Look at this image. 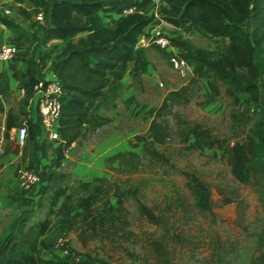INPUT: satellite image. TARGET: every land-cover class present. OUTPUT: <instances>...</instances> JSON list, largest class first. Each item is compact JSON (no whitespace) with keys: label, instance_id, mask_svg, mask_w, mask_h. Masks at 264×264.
I'll return each instance as SVG.
<instances>
[{"label":"rangeland","instance_id":"rangeland-1","mask_svg":"<svg viewBox=\"0 0 264 264\" xmlns=\"http://www.w3.org/2000/svg\"><path fill=\"white\" fill-rule=\"evenodd\" d=\"M16 1L20 5H15L14 11L21 7L31 15L22 21L23 25L33 30L35 20L44 24V18H36L39 12L36 9L42 7L39 0ZM118 3L107 2L112 8L104 11L105 14L99 11L102 20L111 27L121 16L137 10L123 13L122 8L127 5L116 8ZM139 3L135 2L136 8ZM138 12L148 19L143 33L135 41L143 68L134 74L132 62L128 61L123 68L117 69L128 72L120 82L116 81L119 84L116 96L108 99V85L103 95L90 104L88 114L91 118L68 145L62 146L37 136L39 153L44 159L41 166L46 170L68 171L70 180H86L94 175L112 174L105 164V157L114 151H139L143 147L156 149L162 153L160 161L144 157L145 166L129 174L127 183L136 187V198L154 212L168 216L176 226L175 232L183 235L182 242L170 241L168 244L171 262L264 264V196L262 201L251 185L233 177L234 158L231 153L233 142L248 132L257 110L264 107V88L260 87L259 103L255 106L251 102L248 120L231 122L228 116L230 98L225 86L215 80L214 73L200 65L192 66L185 76L178 75L168 63L166 54L149 40V30L158 26L168 33L177 42L174 51L181 55L202 48L215 56L226 39L208 34L191 23L170 22L169 19H178V16L164 0H147ZM32 40L28 45L32 46L37 59L36 76L44 72L43 66L54 69L64 42ZM116 41L119 42L120 38ZM22 100L28 104L27 98ZM244 100L245 94H238L237 103ZM31 110L34 111L32 106ZM22 122L26 123L28 135L33 137L34 130L29 121ZM36 160L37 153L34 163ZM34 165L26 163L21 166L36 170ZM180 169L194 170L208 181L210 213L198 212L191 207ZM120 177L123 179L126 175ZM14 194L16 198L18 193L15 191ZM66 195L67 192L58 198L46 221V206L41 193L36 204L32 202L22 206L17 203L15 209L24 207L26 210L14 214L6 223L0 219V238L11 230L15 236L6 256L19 258L32 252L60 264L69 262L73 255L88 264H101V259L112 264H158L146 237L148 233L158 236L160 230L139 215L133 196L127 193L122 199L129 219L126 227L133 231L127 240L114 243L87 237L82 243L78 231L85 212L74 216L75 210L65 204ZM119 201L118 193L112 190L100 204L113 208ZM178 201H183V205L179 206ZM22 217L23 230L18 235V231L13 229L17 228ZM108 225L113 226L114 223L105 227ZM59 236L66 238L70 249L66 255L54 245Z\"/></svg>","mask_w":264,"mask_h":264},{"label":"trees","instance_id":"trees-1","mask_svg":"<svg viewBox=\"0 0 264 264\" xmlns=\"http://www.w3.org/2000/svg\"><path fill=\"white\" fill-rule=\"evenodd\" d=\"M175 12L178 19L172 23H191L202 31L226 39V43L215 56L202 48H195L190 54L182 55L192 66H204L214 73L217 82L225 86L230 98L228 116L231 122L247 121L251 102L259 103V75L264 73V0H164ZM44 24L37 20L35 29L21 22L29 13L19 7L21 22L11 16L0 14V23L9 29L11 41L23 39L31 43L56 39L63 41L61 55L57 61L56 76L61 87L58 131L61 145H68L88 121V108L103 95L108 86L109 70L121 69L132 62V73L143 68V60L135 48L137 37L143 33L148 19L138 12L147 0L134 1L137 10L119 18L114 27L102 20L99 11L112 8L101 0H39ZM120 8V7H116ZM83 33V34H79ZM36 37H34L35 35ZM120 38L117 42L116 39ZM172 44L177 43L171 39ZM17 44V43H16ZM176 46V45H175ZM162 50V49H161ZM164 53L165 51L162 50ZM31 46L29 54L22 57L19 86L23 89L24 100L29 96L35 81L37 61ZM166 54V53H165ZM15 57V56H14ZM262 76V75H261ZM119 84L109 85L107 97L116 96ZM245 94L243 103H237L238 94ZM12 115L6 123L11 124ZM37 146V143L34 144ZM60 147L58 148V152ZM231 153L234 158L232 175L241 183L251 185L259 199L264 196V107L257 110L255 120L248 132L233 142ZM59 156V154H58ZM160 161L162 153L153 148L143 147L139 151L117 150L105 157V164L112 174L94 175L89 179H71L68 171L55 169L48 172L41 187V200L45 201L46 218L53 212L58 198L67 192L65 204L74 209V216L81 211V229L78 235L82 243L87 237L118 243L127 240L133 231L127 228L129 219L122 204L123 196L130 194L135 199L139 215L159 228L158 236L146 237V243L158 264H173L169 258L168 244L182 242L183 235L175 232L174 222L168 216L154 212L148 205L135 197L136 187L127 183L129 174L145 166L144 157ZM184 178L187 197L191 207L198 212H211L209 183L194 170L180 169ZM120 175H126L123 179ZM128 176V177H127ZM115 190L120 198L113 208L101 205V201ZM221 191V189H219ZM179 206L183 201H178ZM239 204V201H238ZM93 210V211H91ZM23 217L16 229L23 230ZM114 223L113 226L106 224ZM86 227V229H84ZM89 232V234L87 233ZM17 236V235H16ZM15 236L12 230L0 238V264H60L49 262L35 253L19 258L6 256L10 242ZM70 250V249H69ZM101 264H112L101 259ZM64 264H88L71 256Z\"/></svg>","mask_w":264,"mask_h":264},{"label":"crops","instance_id":"crops-1","mask_svg":"<svg viewBox=\"0 0 264 264\" xmlns=\"http://www.w3.org/2000/svg\"><path fill=\"white\" fill-rule=\"evenodd\" d=\"M101 1L105 3L119 2L118 5L121 7L128 5L132 0ZM10 4L13 7L11 17L21 22L19 13L14 11V6L20 5V3L13 0ZM8 41H11V33L8 28L0 23V44ZM16 43L18 51L15 57L0 63V134L3 136V143L0 147V219L2 223L9 221L14 214L18 215L26 210L23 209L24 207L15 209V204L28 206L32 202L35 204L38 202L42 184L47 177V173L52 170L51 168L46 170L41 166L44 159L43 155L39 153L40 145L35 128V113L31 110L30 105L22 103L24 94L23 89L19 86L20 70L23 67L21 58L29 54L30 47L23 39L17 40ZM126 72L128 70H109L107 72L108 85L116 81L120 82ZM10 114L12 115V122L7 125L6 120ZM90 118L91 115L88 114V120ZM23 120L29 121L31 127H33L34 136L30 137L27 134L25 142L19 145L15 140V127ZM35 143H37V146H34ZM35 152L37 153L36 161H38V164L36 161L34 163ZM26 163L35 164V169L40 177L39 181L34 183L28 190H21L18 185L16 169ZM15 191L18 193L16 198L14 196Z\"/></svg>","mask_w":264,"mask_h":264},{"label":"built area","instance_id":"built-area-1","mask_svg":"<svg viewBox=\"0 0 264 264\" xmlns=\"http://www.w3.org/2000/svg\"><path fill=\"white\" fill-rule=\"evenodd\" d=\"M12 0H0V14L11 16L10 3ZM133 0L129 5L122 8V12H130L136 9ZM36 18L41 19V14L38 12ZM149 40L158 48L166 53V58L171 68L180 76H185L192 65L179 53L174 51L176 46L172 44L171 37L164 32L160 27L153 26L149 30ZM18 51L17 44L13 41H8L0 44V63L12 59ZM44 72L38 74L34 83L31 86V91L27 97L28 105L32 106L35 113V128L37 136L46 138L50 142L60 143L61 137L58 131V116L60 109L59 96L62 92L59 81L56 76L55 69H46L43 66ZM35 69V73H36ZM260 87L264 88V74L259 79ZM249 109H252L250 107ZM28 129L26 123L21 122L15 127V140L19 145H22L27 137ZM3 143V136L0 134V147ZM18 185L21 190H28L34 183L39 181V174L36 170L28 167L19 166L16 169ZM58 251L66 255L69 253V248L66 243V238L63 236L57 237L54 243Z\"/></svg>","mask_w":264,"mask_h":264}]
</instances>
